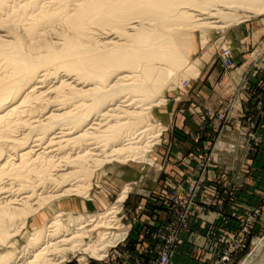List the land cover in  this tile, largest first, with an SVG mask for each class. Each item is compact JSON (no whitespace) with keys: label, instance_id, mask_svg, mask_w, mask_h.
<instances>
[{"label":"bare ground","instance_id":"1","mask_svg":"<svg viewBox=\"0 0 264 264\" xmlns=\"http://www.w3.org/2000/svg\"><path fill=\"white\" fill-rule=\"evenodd\" d=\"M263 15L264 0H0V264L103 258L125 234L94 231L120 227L128 189L97 215L71 197L89 198L107 165L147 158L161 128L145 111L165 103L157 96L180 74L195 76L197 29L206 44ZM66 200L68 224L43 214ZM263 251L264 239L245 264Z\"/></svg>","mask_w":264,"mask_h":264},{"label":"rangeland","instance_id":"2","mask_svg":"<svg viewBox=\"0 0 264 264\" xmlns=\"http://www.w3.org/2000/svg\"><path fill=\"white\" fill-rule=\"evenodd\" d=\"M211 33L207 43L203 44V31L197 29L194 32V46L189 62L196 68L195 76L192 74L194 77L190 75L192 78H189L190 76L187 78V74H182L184 77L180 74L157 96L159 99L163 98L165 103L145 111L148 113L147 122L155 128H161V135L155 140V143H158L149 148L150 153L147 158L139 163L107 165L93 176L89 198L78 195L71 197L76 201L81 212L97 215L113 208L120 195L128 189L129 194L120 204L121 209L117 214L116 220L120 227H117L118 229L102 227L94 231L95 237L105 231L123 233L125 236L116 245L108 248L103 258H94L88 253L70 254L64 264H82L87 261L91 264H159L164 253L168 251H171L172 259L187 241L184 237L191 232L192 222L199 208H203L204 211L214 209L220 216L219 229L223 231L216 242L217 254L212 260L207 259L205 262L245 264L252 259L257 242L264 239V191L256 207L246 206L242 201L241 193L247 187L248 181L241 178L245 175L249 176L251 168L254 167V160L264 152V140L259 135V129H264V15L248 23ZM221 41H227L233 51L235 60L233 69H226L222 64ZM214 62L216 63L214 67L218 64L224 73L233 75L230 89L210 97L209 100L193 95L192 83H197ZM216 71L220 73L219 69ZM259 75L262 79L258 77ZM186 78L189 79L186 81L188 88L182 93L181 82ZM126 96L138 95L126 93ZM153 100H150L149 106L153 105ZM185 102L194 105L195 111L201 117H205L206 125L200 130H203V133L208 132L209 139L203 150L196 148L195 145L200 143L204 136L199 133L196 143L191 146L194 149L193 153L181 157H178V154L174 156L176 162L171 165L172 168L181 170L180 167L185 165V167L192 166L194 171L191 176L185 177L183 173L181 179L177 173L170 179V176H167V168L170 166L172 154L171 151L166 156L163 154L164 134L169 131L166 124L171 117V111L175 108V112H178L180 105ZM236 147L241 149L242 153L244 151V157L240 161L242 155L239 154L241 156L233 167L231 151L238 153ZM218 152L227 156L220 159ZM203 164L206 169L205 175L199 171ZM201 177V186L195 191V203L185 223L184 211H187L191 202L185 196V192L192 189L191 183L194 179ZM226 184L233 186L227 189ZM179 193L182 194L184 201L186 199L190 201L188 205L179 204L181 196ZM67 205V200L58 201L44 209L43 214L49 219H54L55 212H62L65 215L64 222L68 224V215L74 212L73 208ZM164 214L165 219H163ZM144 216H148L150 220L148 221ZM37 221L39 225L44 224L42 214L38 216ZM26 224V230H23L17 238L23 244L29 241L30 233L34 230L33 219L29 218ZM185 226L188 228L186 229ZM232 226L235 227V231L228 234L227 228ZM173 234H177L179 238L173 241L175 245L172 243L170 246V237H173L171 236ZM188 239L187 242L191 241L190 236ZM118 244H120V253L126 258L98 263ZM260 253L258 252L259 255H256L254 262L249 264H264V251ZM227 254L230 256V262L224 261Z\"/></svg>","mask_w":264,"mask_h":264},{"label":"crops","instance_id":"3","mask_svg":"<svg viewBox=\"0 0 264 264\" xmlns=\"http://www.w3.org/2000/svg\"><path fill=\"white\" fill-rule=\"evenodd\" d=\"M215 64L214 62L208 67L197 83H192L193 89H191V91H193V95L201 96L203 99L209 100L210 97L219 93L222 94L230 89L231 83L233 82L231 77L233 75L224 73L218 64L214 67ZM216 69H219L220 73L217 72ZM258 77L262 79L261 75ZM201 101L204 102V100ZM170 116L169 122L166 124V128H169V131L164 134L165 141L163 151L164 156H166L169 151H171L170 154H172L169 162L170 166L167 168V176H170L171 179V176H176L175 174L179 173L182 179L183 177H181V175L183 173L185 177L191 176L194 168L192 166L185 167V165H183L184 167H180L182 168L181 170L172 168L171 165L176 162L174 156L178 154V157H181L193 153L194 149L191 146L196 143L199 133L204 135L203 140L197 143L195 147L203 150L204 145L208 143L209 136L207 135L208 132L203 133V130H200L201 127L203 128L206 125L204 122L205 117H201V115L195 111L194 105L185 102L180 105V110L178 112H175L174 108ZM259 135L260 137L262 136L264 140V129H259ZM237 150H239L238 153L236 151H231V154H233V167L235 166V161L239 159L241 155L240 161L244 157V151L242 153L241 149ZM218 154L220 155V159L227 156L222 152H218ZM241 179L248 181L247 187L244 188L243 192L241 191L242 201L248 207H256L264 191V152L254 160V167L251 168L249 176L245 175V177ZM232 186L233 185L226 184L227 189ZM144 217L148 221L150 220L148 216ZM165 217L164 214L163 219H165ZM220 223V216H218L214 209L212 211H204L203 208H199L195 213L191 232L184 237V239L188 241V237L190 236L191 241H186L183 247L179 248L173 255L171 264H209L205 262V260H212L214 255L217 254L218 244H216V242L223 234V231L219 229ZM234 226L227 228L228 234L235 231Z\"/></svg>","mask_w":264,"mask_h":264},{"label":"built area","instance_id":"4","mask_svg":"<svg viewBox=\"0 0 264 264\" xmlns=\"http://www.w3.org/2000/svg\"><path fill=\"white\" fill-rule=\"evenodd\" d=\"M220 43H221L220 44V50H221V52H220V58H221L222 64H223V66L226 69H233L235 67V65H234L235 60H234V56H233V51L229 47V45L227 44V41H224V42L221 41ZM186 88H188V82L183 83V87L181 89V92L183 93L184 92L183 90L186 89ZM199 171L200 172L202 171L201 174L202 175H205L206 169H205V165L204 164L202 166H200ZM201 183H202V177L199 178V179H194V181H192V183H191V188L192 189L190 191H186L185 192V194H186L185 196H187L191 200V202L188 201V199H186L184 201V198H182V194L179 193L181 195L180 196V200H179V204L185 203V206H186L190 202L189 203L190 205H188L187 211H184L185 212V217L183 218V221L185 223L189 219L190 209H191L192 205L195 203V200H194L195 191L199 189V187L201 186ZM187 228L188 227H186V229ZM171 236H173V237H170V243H169L170 246H172L171 245L172 243L175 245V242H173V241H176L179 238V236L177 234H173ZM123 242L124 241H122V243ZM120 244H118L117 246H115L113 249L109 250L106 258L103 259V260H99L98 263L116 261L119 258H126L123 253L122 254L120 253L121 252L120 251V248H119V245ZM229 257H230L229 254H227L224 257V261L225 262H230ZM82 264H91V262L90 261H87V262H84ZM159 264H171V251L170 252L168 251V252H165L164 253V256L161 259V261H160Z\"/></svg>","mask_w":264,"mask_h":264}]
</instances>
